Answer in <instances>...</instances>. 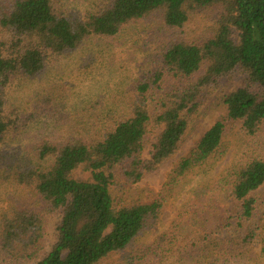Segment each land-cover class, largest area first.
<instances>
[{
	"label": "trees",
	"instance_id": "1",
	"mask_svg": "<svg viewBox=\"0 0 264 264\" xmlns=\"http://www.w3.org/2000/svg\"><path fill=\"white\" fill-rule=\"evenodd\" d=\"M216 12L218 20L201 44L171 42L159 65L132 89L128 110L100 119L95 132L55 143L42 141L27 165L1 153L8 135L20 136L30 120L8 114L7 90L15 78L35 79L48 54L73 53L85 40L112 38L126 26L160 17L180 30L193 14ZM244 84L226 95V114L204 133L171 171L173 188L209 161L224 157L234 128L255 139L264 126V0H103L73 17L61 0H0V179L31 191L40 211L20 207L0 217V252L11 264H103L122 253L160 219L164 199L116 209L111 189L138 184L155 174L181 148L190 120L218 83L235 74ZM154 137L149 158L143 153ZM90 174L87 182L73 173ZM264 187V157L247 149L218 179L209 200L226 206L216 221L185 239L177 232L139 247L126 264L167 261L177 255H239L260 241L257 193ZM209 203V202H207ZM57 219L56 243L47 250L49 219ZM194 253L192 254V252Z\"/></svg>",
	"mask_w": 264,
	"mask_h": 264
},
{
	"label": "rangeland",
	"instance_id": "2",
	"mask_svg": "<svg viewBox=\"0 0 264 264\" xmlns=\"http://www.w3.org/2000/svg\"><path fill=\"white\" fill-rule=\"evenodd\" d=\"M73 17L94 11L103 0H61ZM218 14L208 12L190 16L180 30L165 28L160 17L138 21L126 26L112 38L85 40L73 53L48 54L43 74L35 79L15 78L7 90L6 112L17 115L22 121L29 119L26 131L8 135L1 154L12 163L27 165L33 161V152L39 143H60L72 135H89L95 132L97 122L104 116L121 114L128 110L134 85L152 72L160 62L162 52L171 42L197 45L205 41L214 28ZM244 84V76L235 74L223 80L210 91L198 112L190 120L184 141L178 153L167 161L157 173L145 175L135 185L118 182L111 189L116 209L137 203H151L164 199L159 221L137 238L130 248L108 257L103 264H126L133 250L153 244L159 237L177 232L180 241L210 228L226 206L221 200H209L218 179L247 149L264 157V126L255 139H247L232 129L223 140L227 152L218 161H209L182 183L173 188L165 186L175 165L185 158L204 133L226 114L222 101L226 95ZM154 137L146 141L144 158H149ZM76 181L87 182L90 174L82 170L73 173ZM257 219L264 220V187L256 195ZM209 202V203H207ZM26 207L40 211L42 206L35 195L24 188L0 179V217L12 209ZM57 219H49L45 243L50 250L56 243ZM264 241V226L260 231ZM189 242L181 243L190 248ZM262 242L239 255L232 250L208 258L195 255H175L167 261L155 263L146 260L135 264H264ZM194 251L192 252V254ZM0 264H11L0 252ZM28 264V263H18Z\"/></svg>",
	"mask_w": 264,
	"mask_h": 264
}]
</instances>
